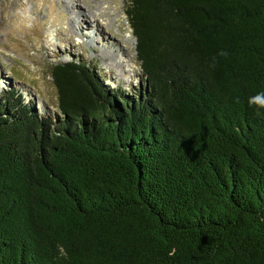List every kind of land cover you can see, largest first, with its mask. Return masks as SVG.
Here are the masks:
<instances>
[{"label": "trees", "instance_id": "1", "mask_svg": "<svg viewBox=\"0 0 264 264\" xmlns=\"http://www.w3.org/2000/svg\"><path fill=\"white\" fill-rule=\"evenodd\" d=\"M126 5L137 95L77 59L54 122L0 88V264H264V0Z\"/></svg>", "mask_w": 264, "mask_h": 264}, {"label": "rangeland", "instance_id": "2", "mask_svg": "<svg viewBox=\"0 0 264 264\" xmlns=\"http://www.w3.org/2000/svg\"><path fill=\"white\" fill-rule=\"evenodd\" d=\"M127 1L74 0L67 6L70 0H0V88L18 91L25 103L53 122L61 117L51 78L56 63L77 59L92 67L110 89L123 95L143 91L135 36L124 14ZM23 9H28L27 16L19 15ZM72 11L82 14L79 24ZM121 45L124 51L115 50ZM105 48L122 58L124 73L117 75L106 66Z\"/></svg>", "mask_w": 264, "mask_h": 264}, {"label": "bare ground", "instance_id": "3", "mask_svg": "<svg viewBox=\"0 0 264 264\" xmlns=\"http://www.w3.org/2000/svg\"><path fill=\"white\" fill-rule=\"evenodd\" d=\"M73 2H74V0H70V2H66L65 5L68 6L69 3L72 4ZM71 14H72V16H75L74 17V22L77 21L78 24H79L80 23V19H78V18H81L79 16H81L82 14H76L73 11L71 12ZM92 17L94 18V16H92ZM93 21H96V19H94ZM83 28H85V27H83ZM83 28H81L80 25H79V29L80 30H82ZM86 28H87V25H86ZM126 42H127V39H125L124 43H126ZM115 50H118V52H120V51H124L125 48H124V46L121 45V46L115 47ZM103 53H104V58L108 60L106 66H108L111 70H114L116 72L115 74H117V75L120 74V73H124V71H125V69L123 67L124 63H123L122 58L118 55L117 52L113 53L110 50H108V48H107V51H106V48H105Z\"/></svg>", "mask_w": 264, "mask_h": 264}, {"label": "clouds", "instance_id": "4", "mask_svg": "<svg viewBox=\"0 0 264 264\" xmlns=\"http://www.w3.org/2000/svg\"><path fill=\"white\" fill-rule=\"evenodd\" d=\"M26 2V0H25ZM19 15L21 16H27L28 15V9L18 10ZM28 27H31L29 24ZM220 55H227L226 52L221 51L219 53ZM248 103L250 105L256 106L258 109H264V92H259L253 96H251L248 100ZM61 254H66L64 252V249L61 247L60 249Z\"/></svg>", "mask_w": 264, "mask_h": 264}]
</instances>
